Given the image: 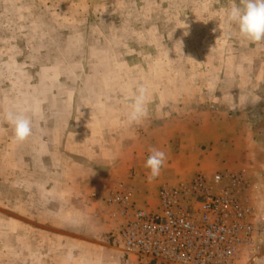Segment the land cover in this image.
<instances>
[{
  "label": "rangeland",
  "instance_id": "1",
  "mask_svg": "<svg viewBox=\"0 0 264 264\" xmlns=\"http://www.w3.org/2000/svg\"><path fill=\"white\" fill-rule=\"evenodd\" d=\"M231 3L0 0V264H118L89 197L154 148L183 181L241 178L259 245L239 264H264V43L229 27Z\"/></svg>",
  "mask_w": 264,
  "mask_h": 264
},
{
  "label": "built area",
  "instance_id": "2",
  "mask_svg": "<svg viewBox=\"0 0 264 264\" xmlns=\"http://www.w3.org/2000/svg\"><path fill=\"white\" fill-rule=\"evenodd\" d=\"M241 178L198 174L165 184L157 208L138 206L122 186L100 202V213L119 221L111 234L121 259L139 264H239L257 248L252 208L241 201Z\"/></svg>",
  "mask_w": 264,
  "mask_h": 264
},
{
  "label": "clouds",
  "instance_id": "3",
  "mask_svg": "<svg viewBox=\"0 0 264 264\" xmlns=\"http://www.w3.org/2000/svg\"><path fill=\"white\" fill-rule=\"evenodd\" d=\"M225 20L230 28H234L240 38L253 43H264V0H232L225 11ZM146 95L144 90L134 100L129 116L131 122L139 121L145 114ZM5 119L12 126L14 138L24 141L32 135L31 119L23 112L7 113ZM166 162V153L152 149L145 166L150 169V178L160 175Z\"/></svg>",
  "mask_w": 264,
  "mask_h": 264
},
{
  "label": "crops",
  "instance_id": "4",
  "mask_svg": "<svg viewBox=\"0 0 264 264\" xmlns=\"http://www.w3.org/2000/svg\"><path fill=\"white\" fill-rule=\"evenodd\" d=\"M188 171L191 172L194 170H184L182 168H169L166 165H164L161 169L160 175L152 179L150 178V175L148 173L150 172V169L148 168H116V172L118 173V177H119L117 179L120 182L119 184H117V187L122 186L124 188L133 190L134 192L133 198H134L135 203L138 206L149 207L151 209H155L157 208L159 204V193H160V190L154 191L156 184L157 185L161 183L163 184V182L165 181L171 182L173 178L183 181L185 178L188 177V174H187L189 173ZM161 188L162 187H160V189ZM103 197L104 195L100 197L101 200ZM101 204L102 203L100 202V205ZM100 210L101 209L99 208V211H98L99 217L102 220H104L108 226L111 227L109 230V233L112 234L113 232H117L120 228V222L115 221V220L113 221L109 219L108 217H105L104 215L100 213ZM113 250L116 254V258H117L116 262L118 264H139L138 262L133 261V260L125 261L121 259V252H120L117 242H115V246Z\"/></svg>",
  "mask_w": 264,
  "mask_h": 264
}]
</instances>
